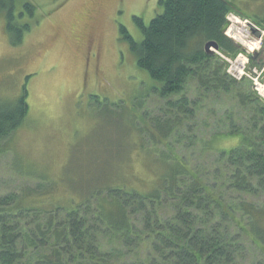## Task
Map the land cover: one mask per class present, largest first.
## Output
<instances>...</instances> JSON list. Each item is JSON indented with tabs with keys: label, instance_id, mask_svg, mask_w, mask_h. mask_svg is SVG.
Segmentation results:
<instances>
[{
	"label": "trees",
	"instance_id": "1",
	"mask_svg": "<svg viewBox=\"0 0 264 264\" xmlns=\"http://www.w3.org/2000/svg\"><path fill=\"white\" fill-rule=\"evenodd\" d=\"M20 1L0 0V15L14 45L31 29L30 23L17 21L24 16L16 12ZM159 4L163 11L148 25L135 17L141 41L120 27L138 66L161 83L154 90L165 100L166 119L155 116L157 132L151 133V140L165 151L149 159L150 178L117 165L107 181L87 193L75 188L68 195L62 189L68 196L64 204L57 200L62 191L53 182L0 196V264H248L250 248L264 253V100L249 79L239 80L229 71L228 59L243 50L226 34L232 4ZM23 7L33 15L32 3ZM208 42L217 43L218 53L206 51ZM257 66L264 68V62ZM221 94L250 116L232 112L220 124L226 131L210 137L215 144L219 137L239 140L230 148L206 144L204 153L212 151L215 159L177 153L174 144L182 139L181 129L193 128L188 119L207 97ZM26 96L12 105L0 103V142L24 123ZM202 131L195 135L199 141L204 140ZM249 264H264V259Z\"/></svg>",
	"mask_w": 264,
	"mask_h": 264
},
{
	"label": "rangeland",
	"instance_id": "2",
	"mask_svg": "<svg viewBox=\"0 0 264 264\" xmlns=\"http://www.w3.org/2000/svg\"><path fill=\"white\" fill-rule=\"evenodd\" d=\"M228 1L234 12L226 34L243 49L228 59L229 71L239 80L249 79L263 101L264 68L257 65L264 62V0ZM24 2L35 6L32 16ZM20 11L24 16L18 23H30L31 29L17 45L0 15V103L12 105L27 94L29 111L22 126L0 142V196L53 184L63 192L56 199L64 204L65 191L69 195L82 188L87 193L107 181L117 165L150 178L149 159L165 151L151 140V133L157 132L152 120L166 119L165 100L154 90L161 83L138 66L120 27L141 41L135 17L148 25L163 11L159 0H21ZM206 99L187 121L193 128L181 129L182 139L174 144L177 153H189L191 159L214 157L212 151H203L209 143L218 149L233 146L238 136L219 137L216 144L210 136L226 131L220 124L227 123L232 112L250 116L245 109L233 108L228 95ZM201 130L203 141L195 138ZM250 249L248 264L264 259L260 249Z\"/></svg>",
	"mask_w": 264,
	"mask_h": 264
},
{
	"label": "water",
	"instance_id": "3",
	"mask_svg": "<svg viewBox=\"0 0 264 264\" xmlns=\"http://www.w3.org/2000/svg\"><path fill=\"white\" fill-rule=\"evenodd\" d=\"M205 49H206L207 52H212V53L217 52L218 53L219 46L215 42H208L205 45Z\"/></svg>",
	"mask_w": 264,
	"mask_h": 264
},
{
	"label": "bare ground",
	"instance_id": "4",
	"mask_svg": "<svg viewBox=\"0 0 264 264\" xmlns=\"http://www.w3.org/2000/svg\"><path fill=\"white\" fill-rule=\"evenodd\" d=\"M239 20V19H238ZM236 37H240V36H236ZM239 39V38H238ZM245 45V44H244ZM261 90H262V92H264V86L263 85H261Z\"/></svg>",
	"mask_w": 264,
	"mask_h": 264
}]
</instances>
